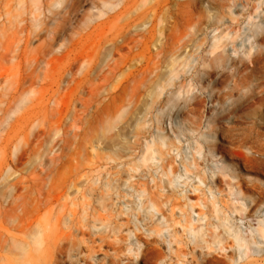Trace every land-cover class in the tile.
Listing matches in <instances>:
<instances>
[{"label":"rangeland","instance_id":"rangeland-1","mask_svg":"<svg viewBox=\"0 0 264 264\" xmlns=\"http://www.w3.org/2000/svg\"><path fill=\"white\" fill-rule=\"evenodd\" d=\"M0 264H264V0H0Z\"/></svg>","mask_w":264,"mask_h":264}]
</instances>
